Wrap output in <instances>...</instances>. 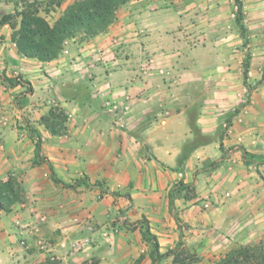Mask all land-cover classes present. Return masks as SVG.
<instances>
[{"label":"crops","instance_id":"crops-1","mask_svg":"<svg viewBox=\"0 0 264 264\" xmlns=\"http://www.w3.org/2000/svg\"><path fill=\"white\" fill-rule=\"evenodd\" d=\"M241 1L248 35L236 0H130L50 61L1 28L0 182L23 199L0 207V264H154L147 228L162 254L264 236V0Z\"/></svg>","mask_w":264,"mask_h":264},{"label":"trees","instance_id":"trees-1","mask_svg":"<svg viewBox=\"0 0 264 264\" xmlns=\"http://www.w3.org/2000/svg\"><path fill=\"white\" fill-rule=\"evenodd\" d=\"M14 1L17 6L22 4L23 7L21 10L17 9L16 13L4 14L0 18V29L7 24L11 26L12 40L22 55L50 61L63 52L68 39L78 35L91 38L105 32L114 22L117 10L130 0H74L54 23L42 14L38 6L39 0ZM62 1L59 0L58 5H61ZM236 3L238 6L236 20L244 33L246 27L243 23V3L241 0H236ZM7 80L13 82L12 78ZM37 148L39 149V146ZM22 199L21 187L13 177L0 182L1 209L10 211L11 207ZM143 234L145 239L152 243L154 264H160L165 257L171 255H174L176 263L181 264L180 257L176 253L177 248L162 254L159 251V241L149 228L145 229ZM143 258L144 255L138 259V262ZM45 264H58V262L50 260ZM211 264H264V240L256 244L235 247Z\"/></svg>","mask_w":264,"mask_h":264},{"label":"rangeland","instance_id":"rangeland-1","mask_svg":"<svg viewBox=\"0 0 264 264\" xmlns=\"http://www.w3.org/2000/svg\"><path fill=\"white\" fill-rule=\"evenodd\" d=\"M58 1L59 0H39L38 1V6L40 7L42 14L46 15V17L48 18V20L51 23H54L63 14L66 7L69 4H71L74 0H63L61 5H58ZM22 7H23L22 4H19V6H17L16 1H14V0H0V18L4 14H7V13H16V10L17 9L21 10ZM47 11H49V12H47ZM237 13H238V6L236 3V5L233 9V12H232V16L235 20L237 18ZM17 20L19 21L20 18L18 17ZM243 20H244V8H243ZM236 22H237V20H236ZM237 25H239V24L237 23ZM246 31H245V34L247 33ZM246 35H248V34H246ZM248 40L249 39H247V42H248ZM67 41L65 43L64 49H66ZM247 53H249V51ZM261 240H264V236L258 241L235 245L232 248L227 249L226 252H224V253H217V252L213 251L212 252L213 254L209 253V255H203V256H201L196 251L191 250L188 246H183L181 244L177 247L176 253L180 257V263L181 264H211V263L217 261L218 259H220L221 257L225 256L231 249H233L235 247H239V246H243V245L256 244V243H259ZM150 246H151V249L153 250L152 243H150ZM143 260H144V258L140 262H138V260H137V261H135L134 264H145V261H143ZM174 263H176V262L174 261ZM174 263L170 262L167 259H163L161 262V264H174ZM176 264H178V263H176Z\"/></svg>","mask_w":264,"mask_h":264},{"label":"built area","instance_id":"built-area-1","mask_svg":"<svg viewBox=\"0 0 264 264\" xmlns=\"http://www.w3.org/2000/svg\"><path fill=\"white\" fill-rule=\"evenodd\" d=\"M63 52H67V49H64V51ZM153 65V60L152 59H149V60H147L145 63H144V65H143V67H142V69H143V72L144 73H147L148 72V70L151 68V66ZM117 108H118V106H112V105H110V110H111V112H116V110H117ZM115 124L117 125V126H119V127H123L124 126V122H123V120H122V118L120 117V116H117V118H115ZM207 206V205H206ZM39 221L41 222V223H45V222H47V220H48V216L47 215H45V214H41V215H39ZM18 222H20V221H18ZM88 229L91 231V232H96L98 229H96V227L95 226H93V225H91V224H89L88 225ZM119 231V229L117 228V227H112L111 228V230H104L103 232H102V234H103V236L106 238V239H110L111 237H112V234H114V233H116V232H118ZM91 243V239L90 238H85L84 240H81V241H79V243H77V247L78 248H82V247H84V246H86V245H89Z\"/></svg>","mask_w":264,"mask_h":264}]
</instances>
